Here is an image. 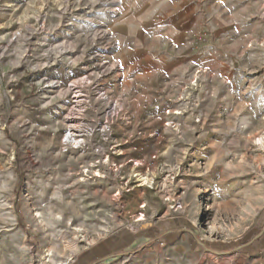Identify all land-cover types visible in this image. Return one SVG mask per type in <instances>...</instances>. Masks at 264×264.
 I'll use <instances>...</instances> for the list:
<instances>
[{
	"label": "rangeland",
	"instance_id": "obj_1",
	"mask_svg": "<svg viewBox=\"0 0 264 264\" xmlns=\"http://www.w3.org/2000/svg\"><path fill=\"white\" fill-rule=\"evenodd\" d=\"M152 1L0 0V264H264V0H199L165 78L108 34Z\"/></svg>",
	"mask_w": 264,
	"mask_h": 264
},
{
	"label": "crops",
	"instance_id": "obj_2",
	"mask_svg": "<svg viewBox=\"0 0 264 264\" xmlns=\"http://www.w3.org/2000/svg\"><path fill=\"white\" fill-rule=\"evenodd\" d=\"M199 3V0H169L167 9L159 0H154L146 14L116 17L115 22L108 25V34L117 38L120 56L126 59L124 68L136 76L159 74L165 78L170 73L181 76L185 68L202 64L203 56L191 53L185 40L196 22L202 19ZM164 38H170V49L163 48L159 42ZM131 53L133 56L129 55Z\"/></svg>",
	"mask_w": 264,
	"mask_h": 264
},
{
	"label": "bare ground",
	"instance_id": "obj_3",
	"mask_svg": "<svg viewBox=\"0 0 264 264\" xmlns=\"http://www.w3.org/2000/svg\"><path fill=\"white\" fill-rule=\"evenodd\" d=\"M81 80H82V82H87L88 78L87 77H83ZM78 85H76L73 82V83H71L70 86H72L73 88H78ZM81 90H79V89L76 90V93H77L76 97L79 98V95H80L79 93H82ZM75 101H78V99L75 100ZM74 108H78L77 107V103H75V105L73 106L72 110ZM73 115L74 114L72 112H70L69 115L67 116L68 126H67L66 133L64 135V140L62 141V144L64 145V147H68V148H71V149H78V148L83 147V144L85 143V139L80 138L82 136L80 134L81 129L79 128V125H78L76 119L73 117ZM263 140H264V137H259L257 142L258 143H263ZM138 175L140 176V180L139 181L142 182L141 185H146V184L150 183V178L148 176H145L142 173H140ZM99 176H101V175H99Z\"/></svg>",
	"mask_w": 264,
	"mask_h": 264
}]
</instances>
